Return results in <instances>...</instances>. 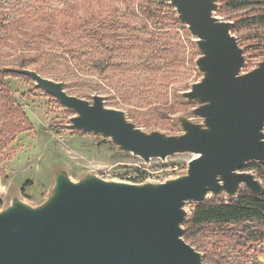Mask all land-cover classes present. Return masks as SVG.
<instances>
[{"label": "water", "instance_id": "water-1", "mask_svg": "<svg viewBox=\"0 0 264 264\" xmlns=\"http://www.w3.org/2000/svg\"><path fill=\"white\" fill-rule=\"evenodd\" d=\"M222 0H168L177 19L195 38L202 75L179 97L194 106V122L173 117L181 135L146 132L125 111L70 96L66 82L36 71L0 66L35 82L37 89L73 112L70 129L110 140L121 153L147 165L178 155H194L185 175L164 183L107 181L89 174L72 180L54 171L48 199L30 206L14 196L0 211V264H204V255L184 239L189 203L229 202L247 191L264 196V184L242 170L264 164V60L244 72L247 58L234 24L217 15ZM1 198V190H0Z\"/></svg>", "mask_w": 264, "mask_h": 264}, {"label": "rangeland", "instance_id": "rangeland-1", "mask_svg": "<svg viewBox=\"0 0 264 264\" xmlns=\"http://www.w3.org/2000/svg\"><path fill=\"white\" fill-rule=\"evenodd\" d=\"M141 8L153 10L152 27L159 29L154 32L156 42L158 47L165 48L163 60L171 63L172 68L152 92L127 103L131 106L114 97L101 81L68 73L61 59L27 48L31 45L36 49L39 44L45 48L39 35L50 23H63L71 29L89 24L91 29L112 31H115L112 26L121 24L126 31L141 30V25L146 24L143 16L138 15L140 19L132 16V11L141 12ZM261 14L264 7L255 6L235 12L223 10L218 16L235 25ZM118 32L123 34L121 30ZM132 33L143 39L148 37L141 31ZM233 34L244 50L247 58L244 72H248L264 60V26L239 24ZM56 36L61 40L66 37L62 32ZM49 48L59 50L53 45ZM96 57L93 58H101ZM198 58L195 38L178 21L168 0H0V66L18 67L25 61L27 68L37 70L44 78L56 82L65 79V91L70 96L88 101L96 94L109 96L107 107L125 111L146 132L181 135L183 131L173 119L176 115L199 122L191 115L194 106L184 104L179 97L202 78L195 65ZM0 94L1 104L7 103L5 98L10 99L7 107L0 108V211L10 205L14 196L34 207L44 203L53 189L56 168H65L75 182L94 174L107 181L164 183L185 175L189 162L196 158L178 155L165 162L153 159L147 165L129 153L119 152L110 140L74 132L70 120L75 114L37 89L31 79L0 75ZM14 127L18 130L11 139L6 133ZM256 164V168L246 167L242 171L264 172ZM257 178L264 183V177ZM196 207V203H189L186 210L193 213ZM188 234L187 243L204 255V264H264V224L209 225Z\"/></svg>", "mask_w": 264, "mask_h": 264}, {"label": "trees", "instance_id": "trees-1", "mask_svg": "<svg viewBox=\"0 0 264 264\" xmlns=\"http://www.w3.org/2000/svg\"><path fill=\"white\" fill-rule=\"evenodd\" d=\"M222 3H224V6H221L217 15H220L223 10L235 12L251 9L255 6L264 7V0H224L221 1ZM138 15H142L143 20L146 22V24L141 25V30L135 28L126 31V26L121 24L112 26V29H115V31H112L111 28L109 30L91 29V27H88L89 24L71 29L63 23H50L47 24L46 30L39 35L43 38V43L46 44L45 48H43L44 44H39L36 49L31 45L27 48L38 54L61 59V65L68 73H73L77 77H89L101 81L113 93L114 97L124 105L131 106L127 103L138 96L146 95L145 92H152L159 81L170 75L172 68L171 63L163 60L165 48L158 47L156 42L154 32L159 29L152 27L155 19L153 10L141 8V12L132 11V16L140 19ZM239 24H243V26H264V14L235 24L232 33L236 31ZM118 30L123 31V34ZM135 30L143 32L148 37L146 39L140 38V36L132 33ZM59 32L65 34L66 37L61 40L56 36ZM47 45H53L59 50L49 48L51 46L48 47ZM106 53L108 57L105 56ZM94 55L101 58L94 59ZM18 67L29 69L25 61L21 62ZM33 71L40 74L37 70ZM0 75H13L29 79L14 74ZM62 82H66L67 85L65 79ZM108 98L109 96H107V100ZM5 100L7 103H0V108H5L10 103L8 102L10 99L5 98ZM17 130L18 128L14 127L11 132L6 134L14 139ZM256 165V163H252L247 168H256ZM259 165L260 168H264V164L259 163ZM255 175L263 178L264 172L258 170ZM253 222L264 224V196L255 198L249 192L242 191L238 198L231 202L211 200L205 204L197 205L190 221L185 225L188 229L185 230L184 239L186 242L190 239L188 231L209 225H241ZM203 262H206L205 258Z\"/></svg>", "mask_w": 264, "mask_h": 264}, {"label": "built area", "instance_id": "built-area-1", "mask_svg": "<svg viewBox=\"0 0 264 264\" xmlns=\"http://www.w3.org/2000/svg\"><path fill=\"white\" fill-rule=\"evenodd\" d=\"M0 96H1V94H0Z\"/></svg>", "mask_w": 264, "mask_h": 264}]
</instances>
